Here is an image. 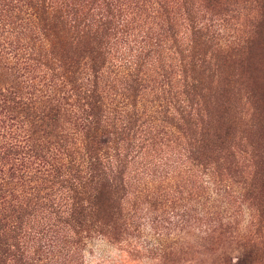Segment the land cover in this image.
<instances>
[{"label":"trees","instance_id":"16d2710c","mask_svg":"<svg viewBox=\"0 0 264 264\" xmlns=\"http://www.w3.org/2000/svg\"><path fill=\"white\" fill-rule=\"evenodd\" d=\"M228 4L0 0V122L14 140L0 145V264H84L89 240L119 245L147 217L142 206L157 221L208 190L205 176L216 196L239 178L240 196L259 200L262 153L230 139L214 113L230 92L225 66L250 43L213 42ZM16 151L28 161L21 177L33 165L39 175L22 187L33 194L10 198L22 181ZM246 154L256 161L249 181ZM207 213L201 234L229 229L219 218L210 225ZM254 227L238 236L236 264H250L259 250L264 226Z\"/></svg>","mask_w":264,"mask_h":264},{"label":"rangeland","instance_id":"374dc122","mask_svg":"<svg viewBox=\"0 0 264 264\" xmlns=\"http://www.w3.org/2000/svg\"><path fill=\"white\" fill-rule=\"evenodd\" d=\"M198 1L202 5L207 2V0ZM262 5V0H259L257 6L255 0H229L228 10L226 9L229 12L227 21L220 36L215 33L212 38L214 43L216 37L223 39L235 37L241 40L249 38L248 42L250 41L246 44L241 57L231 60L225 66L223 74L229 75L226 83L230 82V92L224 107L215 110L214 113H220L223 122L221 128L228 129L230 139L233 136L236 140L242 138L252 141L262 153L263 159L259 162L257 177L260 181L258 182L260 191L257 194L259 200L240 196L242 180L239 178L234 180L236 184L219 186L217 191L219 196H216L214 192L211 193L212 181L205 176L203 180L208 183L205 184L208 190H199L197 195L181 200L173 209L167 208L164 216L157 221L152 219L158 213L148 209L146 205L142 206L143 213H146L147 217L141 220V226L135 228L133 234L119 245L111 244L101 237L89 240L84 248V264H123V262L124 264H236L242 257L241 241L238 236L248 230L250 235L254 234V224L257 222H261L264 226V9ZM221 78L222 75L219 80ZM10 124L11 122H8L4 126L9 127ZM1 126L3 125L0 122V145L5 143L11 146L14 140ZM13 134L20 135V132L14 130ZM5 148L7 147L3 146L0 153L4 152ZM16 152H19L20 156L16 157L18 161L15 162L16 165L13 164V172L16 175L15 179L22 181L17 187L19 189L13 191L8 189L10 198L23 193L33 194L29 187L32 188L34 183L29 181L31 179L28 175L32 179L39 175L34 171L37 167L33 165L32 171L21 177L22 172H19L21 162L28 161L25 159L20 162L24 154L20 151ZM248 155H245L242 169L249 181L255 170L256 161L252 162ZM4 161L5 159L3 163ZM9 164L11 162L6 161L3 168H9ZM185 178L187 182L191 179L186 176ZM181 180L183 186L184 178ZM25 182L29 187L22 188ZM205 212H208L206 218L209 219L210 225L218 224L216 221L219 218L223 223L229 224V229H220L210 236L201 234L200 231L205 228ZM152 221L155 223H151ZM256 236L260 246L257 254L251 257L250 264H264V230Z\"/></svg>","mask_w":264,"mask_h":264}]
</instances>
